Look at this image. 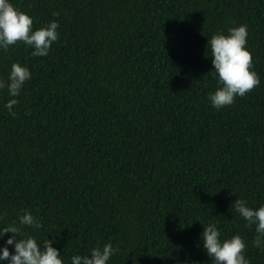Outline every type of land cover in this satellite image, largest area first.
Segmentation results:
<instances>
[{
	"label": "trees",
	"instance_id": "trees-1",
	"mask_svg": "<svg viewBox=\"0 0 264 264\" xmlns=\"http://www.w3.org/2000/svg\"><path fill=\"white\" fill-rule=\"evenodd\" d=\"M11 2L33 28L58 21V38L45 56L0 51V78L13 62L31 74L15 116L0 89V224L29 211L41 228L25 231L64 264L105 242L119 249L107 264H210L211 222L264 264L232 208L264 203V0ZM239 24L259 84L216 109L206 40Z\"/></svg>",
	"mask_w": 264,
	"mask_h": 264
},
{
	"label": "clouds",
	"instance_id": "clouds-1",
	"mask_svg": "<svg viewBox=\"0 0 264 264\" xmlns=\"http://www.w3.org/2000/svg\"><path fill=\"white\" fill-rule=\"evenodd\" d=\"M59 13L52 12V16ZM58 21L49 20L38 28H33V18L16 8L11 0H0V51H6L17 42L31 48L30 55L45 56L51 44L57 40ZM247 25L229 27L226 32H216L206 40L205 55L210 58V70L219 87L208 93L207 98L213 108L219 109L230 105L237 96H243L259 84L257 73L252 70V58L247 43ZM31 78L26 65L13 62L6 78H0V89H6L9 99L4 107L10 115L17 103L25 81ZM233 210L253 226L252 245L264 250V203L258 207L248 206L245 199L235 198ZM26 228L39 230L40 219L27 210L17 214L15 220L0 224V264H64L58 249L52 245L54 240L45 239L38 243L36 237ZM8 234L5 236V234ZM199 245L208 257L210 264H250L244 255L246 243L240 234L234 233L228 238H220V230L215 223L201 227ZM11 246L12 251H9ZM119 251L111 242L92 247L87 254L74 253L69 257L70 264H107L109 258ZM133 264H136L135 258ZM184 264V262H178Z\"/></svg>",
	"mask_w": 264,
	"mask_h": 264
}]
</instances>
